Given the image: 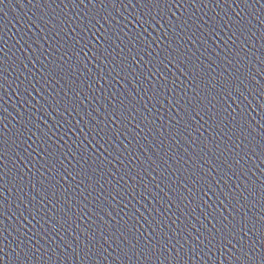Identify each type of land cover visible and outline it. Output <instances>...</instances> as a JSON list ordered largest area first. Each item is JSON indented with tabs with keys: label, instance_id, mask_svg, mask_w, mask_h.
<instances>
[{
	"label": "water",
	"instance_id": "1",
	"mask_svg": "<svg viewBox=\"0 0 264 264\" xmlns=\"http://www.w3.org/2000/svg\"><path fill=\"white\" fill-rule=\"evenodd\" d=\"M213 224L225 232L233 224L237 231L246 225L245 247L255 245L252 264H260L264 250V37L218 164L179 242L184 247L181 250L177 246L168 264H237L238 253L222 245L220 234L213 233ZM213 235L215 247L211 256L202 255L199 250L193 256L191 250L197 245L203 249ZM241 259L243 264H249Z\"/></svg>",
	"mask_w": 264,
	"mask_h": 264
},
{
	"label": "snow or ice",
	"instance_id": "2",
	"mask_svg": "<svg viewBox=\"0 0 264 264\" xmlns=\"http://www.w3.org/2000/svg\"><path fill=\"white\" fill-rule=\"evenodd\" d=\"M0 2H2V0H0ZM244 3H247V0H244ZM237 15H239V13H237ZM229 23H231V21H229ZM112 115L116 118H119L118 116H116V113H113ZM236 163L238 164L239 160H237ZM233 175H235V173H233ZM161 191H163V189H161ZM33 199H35V197H33ZM113 199H115V197H113ZM33 210H35V205H33ZM21 215H23V213H21ZM205 219H207V217H205ZM55 223L59 224V221H56ZM65 223H67V221H65ZM59 227L63 228V224H60ZM203 227L204 225H201V228ZM244 227H246V225ZM244 227L240 228V230L237 231L235 225L233 224L232 227L229 229V231L225 232L223 228L218 229L216 228V225L213 224L212 230H213V233L220 234L221 242L224 247L230 246L233 252L238 253V255H236L235 257L237 264H243L241 258H243V260L248 261L249 264H252L256 256V249H255L254 244L249 245L247 248L245 247V244H246L245 237L247 236L248 233L244 231ZM110 239H111V236H108V235L104 236L105 243H107V240H110ZM214 240H215V235H213L212 239H209L207 241V244L205 245L203 249H200L199 245H197L196 248L191 250L193 253V256L197 254L198 250H199V253L202 255L211 256L212 250L215 247ZM138 243L139 241L132 244V247L130 249L132 251V255L137 254L135 249ZM61 245H63V247H61ZM95 246H96V237H95L94 232H92L91 235H85L83 237V241H81L80 235H77L74 239L69 238L67 240H65L64 237H60V243L56 244L55 247L51 249H46L45 252L42 253V255H47L49 252L51 253L59 252L60 256H63L64 260H67L68 256L64 255V253L68 252L69 255H72L76 259L80 260L81 264H84V260L90 258L91 255L102 256L103 253L108 250L107 248H100L97 251L93 252V248H95ZM178 246L181 250L184 247L183 244H178ZM109 247H111V245H109ZM125 247H127V244L125 245ZM2 251H3V248H0V252ZM37 251H39V249H37ZM120 251L123 252L124 255L128 254L127 252L124 251V249H120ZM81 253H83V256H81ZM149 253L152 255L155 254L152 251V249H149ZM28 254H30L33 258H37L36 252L29 250L28 253H26V256ZM139 254L145 255L143 250H141ZM51 259L52 257L51 255H49V260ZM260 264H264V250H262L260 253Z\"/></svg>",
	"mask_w": 264,
	"mask_h": 264
}]
</instances>
